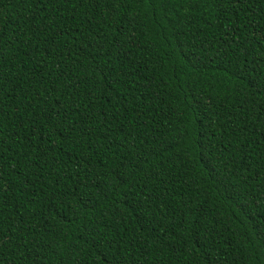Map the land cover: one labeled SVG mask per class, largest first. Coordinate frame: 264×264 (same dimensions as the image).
Wrapping results in <instances>:
<instances>
[{
  "label": "trees",
  "instance_id": "16d2710c",
  "mask_svg": "<svg viewBox=\"0 0 264 264\" xmlns=\"http://www.w3.org/2000/svg\"><path fill=\"white\" fill-rule=\"evenodd\" d=\"M0 264H264V0H0Z\"/></svg>",
  "mask_w": 264,
  "mask_h": 264
}]
</instances>
